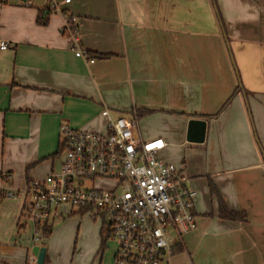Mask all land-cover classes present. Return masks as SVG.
Segmentation results:
<instances>
[{
	"label": "crops",
	"instance_id": "obj_1",
	"mask_svg": "<svg viewBox=\"0 0 264 264\" xmlns=\"http://www.w3.org/2000/svg\"><path fill=\"white\" fill-rule=\"evenodd\" d=\"M66 16L93 63L69 49ZM2 41L0 186L19 192L60 166L62 124L105 133L104 110L127 115L197 192L174 264H264V0H0ZM142 108L153 113L137 119ZM192 120L207 124L202 143L187 137ZM209 182L245 221L220 218ZM23 201L0 204V264H29L38 246Z\"/></svg>",
	"mask_w": 264,
	"mask_h": 264
},
{
	"label": "built area",
	"instance_id": "obj_2",
	"mask_svg": "<svg viewBox=\"0 0 264 264\" xmlns=\"http://www.w3.org/2000/svg\"><path fill=\"white\" fill-rule=\"evenodd\" d=\"M54 11L59 12L57 7ZM80 25L77 17L66 16L62 33L78 58L93 63L81 48ZM9 47L0 42L1 51ZM102 116L105 133L62 124L60 166L19 192L0 186V204L23 198L21 219L30 227L34 245L45 246L36 243L65 214L62 208H76L101 222V231L116 242L112 264H174L184 236L197 229V192L180 168L162 158L164 140L141 139L132 122L115 119L109 110ZM29 264H36L33 254Z\"/></svg>",
	"mask_w": 264,
	"mask_h": 264
},
{
	"label": "rangeland",
	"instance_id": "obj_3",
	"mask_svg": "<svg viewBox=\"0 0 264 264\" xmlns=\"http://www.w3.org/2000/svg\"><path fill=\"white\" fill-rule=\"evenodd\" d=\"M125 117L129 116L125 115ZM58 167L56 166V169ZM61 211L65 214L53 222V236H47L45 240L36 243H44L47 249H51L47 264H100V260H103L102 264H112L116 242L107 238L104 249L100 251L101 230L104 225L99 221L91 220L87 214L78 213L76 208H62ZM24 223L25 220L22 219L21 225ZM29 230L31 231L26 225L24 232L30 233ZM33 244L32 240L28 241L29 246ZM176 260H183V258L177 255L173 262L176 263Z\"/></svg>",
	"mask_w": 264,
	"mask_h": 264
},
{
	"label": "trees",
	"instance_id": "obj_4",
	"mask_svg": "<svg viewBox=\"0 0 264 264\" xmlns=\"http://www.w3.org/2000/svg\"><path fill=\"white\" fill-rule=\"evenodd\" d=\"M50 13L51 12H50L49 9H46L43 12H41L39 17H38V23L39 24H45L46 20H47V16L50 15ZM88 55H89L90 58H93L92 54L88 53ZM101 57L107 58V56H102V55H101ZM237 90H238V88H237ZM231 99H232V97L226 101V103L222 106L220 111H222L230 103ZM136 112H137V115H136L137 119H142V118H144L146 116H149V115H151L153 113V111L148 110V109H143V108L142 109H137ZM218 114H216L215 116H217ZM205 117H207V116H205ZM62 153H63V150H62V148H60V151H59L60 157H61ZM209 186H210L211 194L216 196L217 199H218L220 218L225 219V220H231V221H239V222H243V221L246 220V214L245 213L234 212V211H231L227 207L225 201L223 200V198L219 194L217 188L215 187V185L212 182H209ZM23 227L24 226L20 227V229H23ZM52 229H53V227L50 228L48 230V232L45 233V234H47V236H50L51 232H52ZM101 236H102L101 250H103L104 246H105V241L107 239L106 232L101 231ZM47 260H48V258L46 257L45 258V263L47 262Z\"/></svg>",
	"mask_w": 264,
	"mask_h": 264
},
{
	"label": "water",
	"instance_id": "obj_5",
	"mask_svg": "<svg viewBox=\"0 0 264 264\" xmlns=\"http://www.w3.org/2000/svg\"><path fill=\"white\" fill-rule=\"evenodd\" d=\"M206 127L207 124L205 121L192 120L189 123V130L187 136L189 141L202 143L205 138ZM32 254L36 258V264H45V258L47 254L46 247L35 246L32 249Z\"/></svg>",
	"mask_w": 264,
	"mask_h": 264
}]
</instances>
